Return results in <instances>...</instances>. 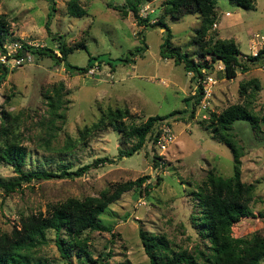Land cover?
<instances>
[{"label": "rangeland", "instance_id": "1", "mask_svg": "<svg viewBox=\"0 0 264 264\" xmlns=\"http://www.w3.org/2000/svg\"><path fill=\"white\" fill-rule=\"evenodd\" d=\"M53 1L54 10L46 27L48 0H0V14L7 25L2 38L51 46L58 54L60 35L66 45L73 47L66 55L67 62L84 65L88 54L98 53H102V60L77 73L68 72L49 56L32 53L27 63L6 68L0 80V113L9 111L20 116L18 137L26 149L23 169L56 170L61 163L74 169L98 156H107L110 161L72 177L34 178L8 192L0 187V231L18 226L21 216L46 212L48 203L68 196L96 195L115 181L146 174L141 186L150 182L148 190L140 188L139 192L130 187L99 214L110 229L87 228L79 234L87 255L78 249V244L69 243L67 233L60 230L59 237L67 251L65 257L61 256L54 230L49 228L31 260L39 264H149L137 232L140 227L163 236L169 250L183 249L193 255L196 264H207L197 252L207 254L211 249L208 238L194 224L198 208L192 191L208 169L229 175L232 155L229 147L211 137L204 125L211 111L243 102L256 116V122L252 126L249 120L235 119L229 131L242 147L240 179L250 182L253 189L244 215L225 226L224 232L229 241L264 235V56L248 62L246 70L237 67L230 78L223 75L219 60L212 62L204 73L215 77V82L207 106L200 109L192 97L197 82L192 72L185 71L181 62L158 53L162 28L137 24L130 10L121 14L107 5L123 0H78L85 10L80 16L67 13V0ZM163 6V0H143L138 12L148 21L162 17L171 31L172 46L187 51L194 61L209 62L207 54L194 53L196 44L191 41L193 29L199 24L198 12L170 15L164 13ZM214 11V21L203 38H232L243 60L255 49H264V0H253V8L215 0ZM140 38L145 46L133 61H115L113 67L103 62L107 56H123L141 45ZM251 78L256 84L246 83ZM60 81L63 89L58 110L63 113V122L56 119L53 135L47 137L46 95L52 94ZM107 106H126L128 114L123 122L127 124L143 121L150 114H165L158 125L167 123L173 141L159 150L146 134L137 150L120 155L118 147H127L132 138L120 142L119 133L108 126L94 132L85 144L77 142L78 130L95 121ZM67 140L73 144L70 148L63 147ZM153 155L158 156L154 158L156 166ZM14 174L11 166L0 160V177ZM156 176L160 178L154 184ZM218 248L229 256L232 253L231 244ZM257 264H264V258Z\"/></svg>", "mask_w": 264, "mask_h": 264}, {"label": "trees", "instance_id": "2", "mask_svg": "<svg viewBox=\"0 0 264 264\" xmlns=\"http://www.w3.org/2000/svg\"><path fill=\"white\" fill-rule=\"evenodd\" d=\"M143 0H123L121 3L107 2L121 14L128 10L137 24L149 26H158L162 28V39L159 43L158 53L161 57H171L174 62H181L185 71H191L192 76L196 78L203 75L206 68L212 62L219 60L222 63V73L230 78L235 75L236 68L246 70L248 62L259 60L264 56V49H257L254 54L244 55V60L240 58V51L232 38H214L213 40L203 38L206 29L214 21L215 0H163L164 13L177 15L186 11H196L199 15V24L194 27L192 43L196 44L194 53L203 56L208 55V61H194L187 51H180L177 46H172L170 37L171 31L162 17H157L148 21L146 16L138 12L139 5ZM244 8H253V0H228ZM54 1L48 0V10L46 13L45 26H48L49 19L54 10ZM65 8L68 14L80 16L85 10L79 5L78 0H67ZM7 31V25L3 16L0 14V41L2 35ZM58 42L56 49L58 54L51 46H34L23 42V50L27 49L33 53L42 54L51 57L55 62L61 63L68 72L82 73L89 69L95 62L98 64L102 60V53L95 55L88 54L84 65L71 64L66 61V55L73 47L66 45L60 35H57ZM60 38V39H59ZM141 45H136L128 50L123 56L105 57L110 67H113L115 61L127 62L133 61L136 54H140L145 46L143 39ZM83 46V45H81ZM112 60V61H111ZM208 70V69H207ZM6 67L0 66V80L2 79ZM247 84H256L255 79L251 78ZM243 87V85H242ZM53 93L46 95L48 117L45 118V127L47 137L53 135L55 120L63 122V113L58 110L61 103L60 92L63 89V83L60 81L53 88ZM244 91V87L241 89ZM201 96L200 85H197L192 94L194 102L197 103ZM126 106H107L102 110L98 118L90 124L83 125L78 130L77 142L85 144L89 136L94 132H100L110 126L119 133L120 142L132 138V142L125 148L118 147V154L129 155L137 150L147 138L152 141L158 132L159 121L166 115L150 114L143 121L138 123H124L123 117L127 116ZM0 160L9 164L15 173L8 178L0 177V187L5 191H11L20 187L21 182H27L30 179L50 178V177H72L79 175L88 167H95L102 164L109 158L107 156H98L92 159L90 163H84L69 169L62 163L56 170L46 168L23 169L26 149L19 141V122L18 113L11 114L9 111L0 113ZM235 119L249 120L253 126L256 122V116L248 108L246 103L234 102L223 107L219 112L211 111L207 117L208 123L204 125L210 132L211 137L226 144L232 155L231 173L222 176L213 169H208L204 177L195 186L192 191L195 205L198 208L194 224L200 234L208 238L211 251L203 254L200 250L197 252L203 255L207 264H257L264 258V235H256L253 238L241 241L234 239L229 241L224 232V227L239 220L245 213L247 203L251 198L253 185L240 179V155L242 147L229 131L231 123ZM73 144L68 140L63 145L64 148H70ZM58 149V148H56ZM158 157L153 155L152 163L156 166ZM148 175H139L134 179H125L115 181L105 188L99 190L96 195H86L82 198L68 196L60 201L48 203L46 212L38 211L21 216L18 226L12 227L9 231H0V264H39L31 259L37 246L45 241V230L51 228L54 230L55 242L61 256L67 255L66 246L62 244L59 231L67 233L66 237L69 243L75 242L86 255L85 241L79 234L84 229H110V226L104 224L99 219L101 211L107 207V204L118 198L120 193L130 187L140 188L144 191L150 187V182H142ZM159 176L155 177L154 184L158 183ZM138 236L146 253L149 264H196L193 255L185 250L171 251L166 245L163 236L148 233L142 228H138ZM227 244H231L232 253L229 256L227 252L220 251Z\"/></svg>", "mask_w": 264, "mask_h": 264}, {"label": "built area", "instance_id": "3", "mask_svg": "<svg viewBox=\"0 0 264 264\" xmlns=\"http://www.w3.org/2000/svg\"><path fill=\"white\" fill-rule=\"evenodd\" d=\"M260 38H263V35H260ZM264 39V38H263ZM34 46H39L36 43L25 42ZM23 42L18 40H7L1 38L0 41V66L6 68H13L20 66L24 63L30 61L32 53L30 50H23ZM264 44V42L262 43ZM261 44V45H262ZM256 52V49L253 51V54ZM221 68V67H220ZM215 82V77L203 73L200 77L197 78V85H200L201 96L198 99V107L205 108L208 104V97L211 93V86ZM158 132L155 136L154 144L159 150H164L167 145L173 141V135L170 127L167 123L163 122L157 126Z\"/></svg>", "mask_w": 264, "mask_h": 264}]
</instances>
